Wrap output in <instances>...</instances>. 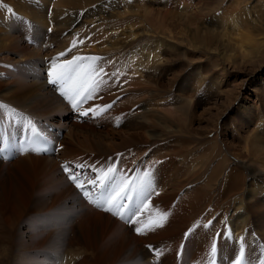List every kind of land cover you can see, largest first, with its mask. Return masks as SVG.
Instances as JSON below:
<instances>
[{
	"label": "rangeland",
	"instance_id": "obj_1",
	"mask_svg": "<svg viewBox=\"0 0 264 264\" xmlns=\"http://www.w3.org/2000/svg\"><path fill=\"white\" fill-rule=\"evenodd\" d=\"M23 1L0 4L34 22L39 45L24 41L13 19L18 14L8 21L0 5V62H7L0 66V107L42 113L64 138L45 168L14 164L22 158L0 161V264H63L67 254L79 255L74 264H177L187 236L183 264H209L218 249L224 264L245 258V264H264V230H257L264 228V0ZM146 28L161 53V69L152 72L131 62L147 43L141 40ZM63 53L79 60L80 77L97 89L84 108L89 122L73 121L46 82L45 58L54 62ZM63 147L68 156L59 160ZM66 162L84 163L99 181L109 175L124 191L134 185L141 198L135 218L143 211L140 220L159 219V225L152 234L137 232L140 220L126 224L89 205L61 170ZM153 173L164 183L145 198L148 189L140 185ZM255 173L254 194L243 195ZM58 181L62 192L51 186ZM188 194L203 198L201 215L189 218ZM91 207L107 219L88 215ZM237 213L246 222L234 236L229 223Z\"/></svg>",
	"mask_w": 264,
	"mask_h": 264
},
{
	"label": "bare ground",
	"instance_id": "obj_2",
	"mask_svg": "<svg viewBox=\"0 0 264 264\" xmlns=\"http://www.w3.org/2000/svg\"><path fill=\"white\" fill-rule=\"evenodd\" d=\"M21 1H23V0H21ZM25 1V0H24ZM23 1V2H24ZM37 1V0H36ZM91 2V1H90ZM17 3H19V2H17ZM41 3V2H40ZM61 3H63V2H61ZM77 3V2H76ZM38 5V4H37ZM41 5V4H40ZM45 7L47 6L46 4H43ZM48 6H49V4H48ZM52 6V5H51ZM70 7V6H69ZM72 7V6H71ZM168 7H171V6H168ZM47 9V8H46ZM59 9H61V10H63L61 7L59 8ZM68 9H70V8H68ZM43 11H45V10H43ZM54 11V10H53ZM62 12V11H61ZM69 12V11H68ZM25 13V12H24ZM45 13V12H44ZM40 15H43V14H40ZM5 16V15H4ZM67 16V15H66ZM61 17H59V19H60ZM63 18V17H62ZM46 19V18H45ZM55 19V18H54ZM66 19V18H65ZM64 19V20H65ZM3 20H6L5 19V17H4V19ZM61 20V19H60ZM63 20V19H62ZM61 20V21H62ZM68 20V19H67ZM7 22V21H6ZM62 22H64V21H62ZM56 23V22H55ZM59 23V22H58ZM57 25V24H56ZM70 26V25H69ZM58 27H59V25H58ZM66 27V26H65ZM107 28V27H106ZM62 30V29H61ZM60 31V30H59ZM149 32H152V30L151 29H145L144 30V34H145V36H143L142 37V41L143 40H147V43L144 45V48L141 50V51H138V52H136L134 55H133V58H132V60L133 61H131V62H134V64L137 62V63H139L141 66H142V68H143V70H144V67H143V65L145 66V67H147V69L148 70H151V72L152 71H154V70H156V68L161 64V61H160V52H159V49H158V47H157V45H156V50L155 49H153L151 46V44H153V36H150V33ZM100 33V32H99ZM103 33V32H102ZM154 34H155V32H153ZM96 34V33H95ZM105 34V33H104ZM99 35H101V34H99ZM106 35V34H105ZM5 37H6V35H5ZM10 38V37H9ZM9 38H8V41H9ZM107 38V37H106ZM105 38V39H106ZM11 40H15V39H13V38H10ZM66 39V38H65ZM128 39V38H127ZM139 39V38H138ZM3 40V39H2ZM108 40V39H107ZM106 40V41H107ZM140 40V41H141ZM6 42H7V40H6ZM17 42V41H16ZM105 42V41H104ZM130 42V41H129ZM139 42V41H138ZM155 42V41H154ZM63 43V42H62ZM140 43V42H139ZM7 44V43H6ZM68 45V44H67ZM113 45V44H112ZM134 45H136L135 44V42H134ZM162 48V47H161ZM166 48H167V46H166ZM109 49V48H108ZM168 49H170V48H168ZM9 50V49H8ZM61 50H63V49H61ZM136 50V49H135ZM163 50V49H162ZM161 50V51H162ZM172 50V49H171ZM28 51V50H27ZM106 51H109V50H107L106 49ZM58 52V51H57ZM40 53V52H39ZM115 54V53H114ZM109 55V54H108ZM117 55V54H116ZM124 55H125V53H124ZM132 57V56H131ZM103 58V57H102ZM117 58H119V57H117ZM128 58V57H127ZM104 59V58H103ZM102 61V60H101ZM92 62V61H91ZM99 62V61H98ZM88 63V62H87ZM100 63V62H99ZM125 63V62H124ZM125 64H127V63H125ZM133 64V63H132ZM98 65V64H97ZM136 65V64H135ZM86 67H87V65H85ZM90 66V65H89ZM117 66V65H116ZM120 66H121V63H120ZM124 66V65H123ZM122 66V67H123ZM129 66V65H128ZM128 66H127V68H128ZM94 67V66H93ZM112 67V66H111ZM132 67V66H131ZM115 68V67H114ZM114 68H112V69H114ZM118 68V67H117ZM121 68V67H120ZM124 68V67H123ZM134 67H132L131 68V70L133 69ZM100 69V68H99ZM111 69V70H112ZM119 69V68H118ZM117 69V70H118ZM122 69V68H121ZM129 69V68H128ZM158 69V68H157ZM159 69H161V68H159ZM158 69V70H159ZM83 70H84V68H83ZM130 70V69H129ZM94 71V70H93ZM124 71V70H123ZM91 72V71H90ZM111 72H113V70L111 71ZM110 72V73H111ZM94 73V72H93ZM109 73V72H108ZM114 73V72H113ZM135 73V72H134ZM143 73V72H142ZM138 74V73H137ZM88 76V75H87ZM94 76L96 77V75L94 74ZM140 76V75H139ZM101 77V76H100ZM112 77V76H111ZM104 78V77H103ZM122 78V77H121ZM121 78H119V79H121ZM123 79V78H122ZM125 79V78H124ZM137 79V78H136ZM135 78H131L130 80H134V84L136 83L135 82V80H136ZM98 81V80H97ZM105 81V80H104ZM128 81V80H127ZM127 81H125V82H127ZM137 81V80H136ZM117 82V81H116ZM116 82H115V85H116ZM128 82H130V81H128ZM127 82V83H128ZM141 81H137V83H136V85L138 86V84H141L140 83ZM99 84H100V82H98ZM102 83V82H101ZM132 83V84H133ZM118 84V83H117ZM124 84V83H123ZM105 85H106V82H105ZM119 85V84H118ZM127 85V84H126ZM131 85V84H130ZM134 86V85H133ZM98 87H101V86H98ZM107 87V86H106ZM111 87V86H110ZM128 87V86H127ZM124 88V87H123ZM126 88V87H125ZM139 88V87H138ZM103 89V88H102ZM110 88L108 87V90H109ZM128 89H130V88H128ZM137 89V88H136ZM135 89V90H136ZM111 90V89H110ZM109 90V91H110ZM114 90V89H113ZM120 90H122V89H120ZM124 91V90H123ZM129 91V90H128ZM127 91V92H128ZM117 92V91H116ZM42 93V92H41ZM129 93V92H128ZM131 93V92H130ZM133 95L132 96H135V94L134 93H132ZM151 94V96L152 97H154L155 96V94L154 93H150ZM131 95V94H130ZM138 95V94H137ZM33 96V95H32ZM97 96V95H96ZM122 96V95H121ZM125 96V95H124ZM126 96H129V95H126ZM125 96V97H126ZM165 96L166 97H169V99H171L172 98V93L171 92H168V93H166L165 94ZM42 97H44V96H42ZM130 97V96H129ZM40 98V97H39ZM38 98V99H39ZM131 98H133V97H131ZM151 98V97H150ZM28 99V98H27ZM45 99V98H44ZM125 99V98H124ZM43 100V99H42ZM121 100V99H120ZM167 100V99H166ZM13 101V100H12ZM122 102V101H121ZM138 102V101H137ZM27 103V102H26ZM51 103V102H50ZM91 103V102H90ZM136 103V102H135ZM28 104V103H27ZM33 104H34V102H33ZM38 104V103H37ZM131 104V103H130ZM31 105V104H30ZM39 105V104H38ZM49 105V104H48ZM33 106V105H32ZM31 106V107H32ZM41 106V105H40ZM45 106V105H44ZM128 106V105H127ZM25 107V106H24ZM30 107V106H29ZM119 107V106H118ZM43 108V107H42ZM2 109V106L0 107V110ZM54 110V109H53ZM44 112V111H43ZM48 112V111H47ZM50 112H51V110H50ZM1 113V112H0ZM46 113V112H45ZM42 114V113H41ZM40 114V115H41ZM33 115H35L37 118L38 117H41V118H43V119H41L40 121H45V118L44 117H42V116H40V115H38V114H36V113H34ZM44 115V114H43ZM49 115V114H48ZM134 116H136V115H134ZM138 116V115H137ZM136 116V117H137ZM139 117V116H138ZM39 119V118H38ZM163 120V119H162ZM136 122V121H135ZM138 122V121H137ZM141 123V122H140ZM54 125V124H53ZM71 134L70 133H67L66 134V136L65 137H68V136H70ZM71 147L68 149V150H70L71 151ZM66 147H63V149H62V151H60V152H62V154L59 156V157H56V158H58L59 160L61 159V160H65V158H67V156H68V154H66ZM54 156L55 155H50V156H47V158L45 157V156H40V155H34V154H26V155H24V156H20L19 157V159H21V160H16V161H18V162H15L14 164H17V163H22V162H35V163H39L41 166H42V168H45V167H47V166H49L51 163H53V161H55V160H53L54 159ZM23 157H27V158H23ZM70 159V158H69ZM71 161V160H70ZM3 163V162H2ZM1 162H0V164H2ZM5 163H7V162H5ZM58 164V162L56 161V165ZM115 170V169H114ZM136 172V171H135ZM125 173H121V176H119L118 177V181L119 182H121V184L122 185H125L126 183H127V181H126V179H125V176L126 175H124ZM254 176L251 178L252 179V184L250 183V188L249 189H247L245 192H244V194L243 195H253L254 194V189H256V187L258 186L257 184H256V179H255V176L256 175H259V173H255V174H253ZM50 176H53V174L52 175H50ZM48 177L49 178V180H51V177ZM135 177H137L136 176V174L134 175ZM234 176V175H233ZM132 177V176H131ZM130 177V178H131ZM53 178V177H52ZM105 178V177H104ZM129 178V179H130ZM235 178L237 179V175L235 176ZM134 180V179H133ZM141 181V180H140ZM144 182H143V184L142 185H140V186H146L147 187V189L148 190H150V191H153L154 189H156V188H159V189H161L160 187H161V185H163V183H164V179L163 178H160V177H157L156 176V174L155 173H153V174H150L145 180H143ZM237 181V180H236ZM255 181V182H254ZM137 183H139V182H137ZM55 184V185H54ZM67 184V183H66ZM237 184V183H236ZM155 185V186H154ZM51 186H53V188H56V189H58V191H63V187H65V184L63 183V181L61 182V181H58V182H54V183H51ZM114 186H115V189H116V194L117 195H120V194H124V193H128L129 192V195L128 196H130V195H132V194H134V195H136L137 196V194H136V188H134L133 186H131L130 188H129V190H126V191H124L123 189H121L122 187L121 186H119V185H117V184H114ZM148 186H150V187H148ZM155 187V188H154ZM71 187H67V189H70ZM73 188V187H72ZM128 188V187H127ZM158 189V190H159ZM167 189V188H166ZM196 191V190H195ZM166 192V191H165ZM167 193V192H166ZM168 195V194H167ZM167 195H166V197H167ZM172 195V194H171ZM195 196L194 197H192L193 199L191 200V199H189L190 197H191V194L189 195H187V198H186V200H190V201H192V202H190L189 203V205H190V208H189V218H191V217H193V216H195V215H198V213H199V215H201V207H200V205H202L203 204V198L199 195V194H194ZM138 197V196H137ZM139 198V197H138ZM174 199H175V201H178V197H174ZM139 200H140V198H139ZM202 200V201H201ZM141 201V200H140ZM181 202V199L179 198V203ZM157 203H159V201H155V203L154 204H152V206H151V208H152V211H154V207L156 206V204ZM150 205H151V203H150ZM175 206H179L178 204H176ZM92 208V207H91ZM198 208H199V211H198ZM242 209V208H241ZM98 210H100V209H98ZM98 210H96V209H94V208H92L91 209V211H90V213L88 214V215H91L92 213H94L95 215L94 216H99L100 218H105V219H107L106 218V216H103V214H100L101 212H99ZM243 210V209H242ZM241 210V211H242ZM139 211H137L136 213H138ZM140 213V212H139ZM174 213V212H173ZM202 214H203V210H202ZM137 215L135 214L133 217H132V219H131V221L133 220V218H135ZM93 217V216H92ZM169 219V221L173 224V223H175V219L173 218V217H171V216H167ZM177 217V216H176ZM177 219V218H176ZM203 219H205V218H203ZM206 220V219H205ZM245 222H246V216H244V214H239V213H237V215H233L232 216V219L230 220V223H229V226H230V228H231V230H232V232H233V235L234 236H237L241 231H242V229H243V227L245 226ZM7 224V223H6ZM116 225H119V224H116ZM174 225V224H173ZM6 227V226H5ZM7 228V227H6ZM7 230H8V228H7ZM10 230V229H9ZM257 230L259 231V232H262L263 230H264V228L263 227H258L257 228ZM4 231H5V229H4ZM6 232V231H5ZM170 232V231H169ZM160 232H158L157 234H159ZM4 234V233H3ZM6 234V233H5ZM155 235V234H154ZM5 236H7V235H5ZM1 237L3 238L4 237V235L2 236L1 235ZM6 238V237H5ZM2 240V239H1ZM0 240V241H1ZM3 242V241H2ZM1 243V242H0ZM79 254H81V253H79ZM249 255L247 254V256L246 257H248ZM79 257V255H75V254H67V255H65L64 257H63V260H62V262H63V264H67V263H72V264H74V261H75V259L76 258H78ZM249 258H245V261H249L248 260ZM244 261V262H245ZM246 263V262H245ZM172 264V263H171Z\"/></svg>",
	"mask_w": 264,
	"mask_h": 264
},
{
	"label": "crops",
	"instance_id": "obj_3",
	"mask_svg": "<svg viewBox=\"0 0 264 264\" xmlns=\"http://www.w3.org/2000/svg\"><path fill=\"white\" fill-rule=\"evenodd\" d=\"M146 187V186H145ZM148 192H150V190H148L147 192H146V194L148 193ZM145 197V196H144ZM140 200H141V198H140ZM151 213H153V211H150ZM142 213H143V211L141 212V214L137 217V218H135L134 220H133V222H136L137 220L139 221L140 219H139V217L142 215ZM157 215V213H155V216ZM159 219H143V217H141V220L138 222V227H139V229H140V232L141 233H143L144 231L146 232L145 234H149V233H151L152 232V227H154L155 226V228L159 225ZM133 222H132V224H133ZM131 224V225H132ZM134 230H136V229H134ZM140 233V234H141ZM152 234V233H151Z\"/></svg>",
	"mask_w": 264,
	"mask_h": 264
},
{
	"label": "snow or ice",
	"instance_id": "obj_4",
	"mask_svg": "<svg viewBox=\"0 0 264 264\" xmlns=\"http://www.w3.org/2000/svg\"><path fill=\"white\" fill-rule=\"evenodd\" d=\"M5 7H7V6H5ZM7 10H8L9 12H13V10H12L11 8H8ZM13 15H15L14 12H13ZM62 79H63V75H59V76L57 77V79L52 80V83L55 84V83L59 82V81L62 80ZM84 114L87 115L88 113H84ZM64 171H65V172H69V168L65 167ZM68 178H69L70 180H72V181H76V180L78 179L75 170H73V171L71 172V175H70ZM92 186H95V181H93ZM76 187H77L78 189H81V190L83 191V194H84L85 196L88 195V190L85 189V187H84L83 184L77 183V184H76ZM139 231H140V229H137V232H139ZM237 264H239V261H237Z\"/></svg>",
	"mask_w": 264,
	"mask_h": 264
}]
</instances>
